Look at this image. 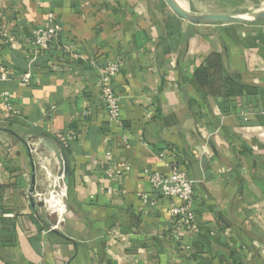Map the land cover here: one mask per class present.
<instances>
[{
  "label": "crops",
  "instance_id": "crops-1",
  "mask_svg": "<svg viewBox=\"0 0 264 264\" xmlns=\"http://www.w3.org/2000/svg\"><path fill=\"white\" fill-rule=\"evenodd\" d=\"M49 13L54 47L35 49ZM212 53L240 91L195 79ZM117 58L119 124L97 87ZM0 90L19 110L0 99V264H264V20L195 24L163 0H0ZM41 137L70 166L60 216L35 198L59 174L50 150L28 151ZM107 151L129 167L119 179ZM168 164L192 180L197 227L180 238L144 173Z\"/></svg>",
  "mask_w": 264,
  "mask_h": 264
},
{
  "label": "built area",
  "instance_id": "built-area-1",
  "mask_svg": "<svg viewBox=\"0 0 264 264\" xmlns=\"http://www.w3.org/2000/svg\"><path fill=\"white\" fill-rule=\"evenodd\" d=\"M60 30L59 24L52 13H49L42 25L34 29L32 36V45L38 50H49L54 47V38ZM120 69L119 59L108 61L103 68L102 73L97 82L99 90V98L102 107L105 110L106 117L110 123H120V96L115 93L110 84V79ZM22 82H27V77H21ZM0 99L2 108L10 115H19V110L12 104L9 98V92L0 90ZM124 138V137H123ZM125 139V138H124ZM28 151L31 154L38 153L39 144L37 141H29L27 143ZM163 157V153L158 155ZM107 165L106 174L110 178L119 179L128 166H117L113 159L112 153L107 151L105 154ZM170 167L169 173L163 175L157 171L144 170L152 187L167 201V213L174 225L173 231L177 238L183 233L193 234L197 227L196 216L192 210L193 187L192 180L187 177L184 171H181L175 164H168ZM62 175H56L52 184L41 193L35 194V198L43 202V208L48 214L60 216L64 211V189ZM140 198L144 202H148L146 194H140ZM60 199L59 210H50L47 206L48 200Z\"/></svg>",
  "mask_w": 264,
  "mask_h": 264
},
{
  "label": "water",
  "instance_id": "water-1",
  "mask_svg": "<svg viewBox=\"0 0 264 264\" xmlns=\"http://www.w3.org/2000/svg\"><path fill=\"white\" fill-rule=\"evenodd\" d=\"M165 4L180 18L195 24H218V23H256L264 20V9L245 14L236 13H197L191 12L182 7L177 0H163ZM39 145L43 149L50 150L55 156L59 164V175H62L63 182L67 185L71 175L69 162L64 147L58 140H49L46 137L37 139ZM32 156V155H31ZM33 162V161H32ZM34 165V164H33ZM34 189V181H32L29 192ZM38 206H43V202L39 201Z\"/></svg>",
  "mask_w": 264,
  "mask_h": 264
},
{
  "label": "trees",
  "instance_id": "trees-1",
  "mask_svg": "<svg viewBox=\"0 0 264 264\" xmlns=\"http://www.w3.org/2000/svg\"><path fill=\"white\" fill-rule=\"evenodd\" d=\"M195 79L200 85L209 87L211 92L216 94L222 91L225 83L231 86V91L224 92L226 95L235 94L242 89V85L236 81L235 76L228 75L224 71L219 53L208 56L204 65L196 70Z\"/></svg>",
  "mask_w": 264,
  "mask_h": 264
},
{
  "label": "rangeland",
  "instance_id": "rangeland-1",
  "mask_svg": "<svg viewBox=\"0 0 264 264\" xmlns=\"http://www.w3.org/2000/svg\"><path fill=\"white\" fill-rule=\"evenodd\" d=\"M184 2L187 10L197 13L245 14L264 9V0H194L190 6Z\"/></svg>",
  "mask_w": 264,
  "mask_h": 264
},
{
  "label": "bare ground",
  "instance_id": "bare-ground-1",
  "mask_svg": "<svg viewBox=\"0 0 264 264\" xmlns=\"http://www.w3.org/2000/svg\"><path fill=\"white\" fill-rule=\"evenodd\" d=\"M178 3H179L182 7H184V5L182 4V2L178 1ZM184 8H185V7H184ZM59 200H60V199H54V200H49V201L54 202V203H59V202H58ZM46 204H47V206H48V208H49L50 210H53L51 207H49L48 202H47Z\"/></svg>",
  "mask_w": 264,
  "mask_h": 264
}]
</instances>
